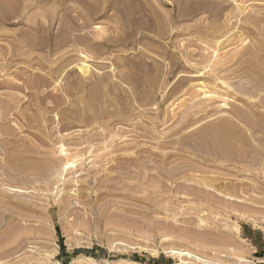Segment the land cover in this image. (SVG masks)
Returning <instances> with one entry per match:
<instances>
[{"label": "rangeland", "instance_id": "1", "mask_svg": "<svg viewBox=\"0 0 264 264\" xmlns=\"http://www.w3.org/2000/svg\"><path fill=\"white\" fill-rule=\"evenodd\" d=\"M228 1L0 0V264L263 263L264 0Z\"/></svg>", "mask_w": 264, "mask_h": 264}, {"label": "bare ground", "instance_id": "2", "mask_svg": "<svg viewBox=\"0 0 264 264\" xmlns=\"http://www.w3.org/2000/svg\"><path fill=\"white\" fill-rule=\"evenodd\" d=\"M228 1V0H227ZM234 1H236V2H238L237 0H234ZM229 2V1H228ZM243 2L244 1H240V3H238V4H235V8L237 9V10H240V8H241V5L240 4H243ZM232 3H233V1H232ZM245 3H246V1H245ZM222 4V3H221ZM230 4V3H229ZM223 5V4H222ZM227 5V4H226ZM228 6V5H227ZM222 7V6H221ZM223 7H224V5H223ZM234 8V9H235ZM220 13V12H219ZM229 29V28H228ZM211 31V30H210ZM232 34V33H231ZM217 44V43H216ZM190 57V56H189ZM210 59V58H209ZM199 89V88H198ZM200 95H202L203 97V99H204V101H197L198 99L196 98V97H198V95H194L195 97H193L192 98V100L193 99H195L191 104H190V107L189 108H185V110L183 111V112H181V115H199V113H201V112H203V111H205V112H207V105H205V104H207V103H210L214 98H218V96H215V94L214 93H212V92H201V94ZM226 100H222V101H220L221 103H222V105H225V102ZM208 108H210V107H208ZM172 114V113H171ZM230 115V114H229ZM234 115V114H233ZM191 116V117H192ZM184 118V117H183ZM179 119V118H178ZM182 119V118H181ZM180 120V119H179ZM231 120V119H230ZM123 163V162H122ZM125 163V162H124ZM57 247V246H56ZM150 251H152V252H155V251H153V250H150ZM167 253H169V254H171V255H173V256H176L178 259H179V261H180V263H176V264H185V262L184 261H182V257L183 256H188L190 259H192L193 261H199V262H202V263H205L203 260H202V258L199 256V255H196L195 253H192V252H189V251H185V250H179V249H177V248H170L169 249V251H167ZM89 259V258H88ZM91 260V259H90ZM239 261H243V259H239ZM129 264H140V263H138V262H134V261H130L129 262Z\"/></svg>", "mask_w": 264, "mask_h": 264}, {"label": "crops", "instance_id": "3", "mask_svg": "<svg viewBox=\"0 0 264 264\" xmlns=\"http://www.w3.org/2000/svg\"><path fill=\"white\" fill-rule=\"evenodd\" d=\"M261 262H263L262 264H264V256H263V259H261Z\"/></svg>", "mask_w": 264, "mask_h": 264}]
</instances>
